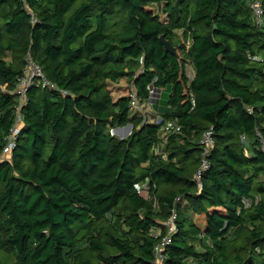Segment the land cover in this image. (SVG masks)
Segmentation results:
<instances>
[{"label": "trees", "instance_id": "1", "mask_svg": "<svg viewBox=\"0 0 264 264\" xmlns=\"http://www.w3.org/2000/svg\"><path fill=\"white\" fill-rule=\"evenodd\" d=\"M251 1L0 0V157L27 54L56 86L27 90L0 160V264H151L150 230L173 207L165 264H264V16L256 27ZM120 81L128 92L113 100ZM150 85L170 88L158 125L130 105ZM171 122L179 132L154 155Z\"/></svg>", "mask_w": 264, "mask_h": 264}, {"label": "built area", "instance_id": "2", "mask_svg": "<svg viewBox=\"0 0 264 264\" xmlns=\"http://www.w3.org/2000/svg\"><path fill=\"white\" fill-rule=\"evenodd\" d=\"M249 10L252 14L253 24L256 27H260L263 23V9L261 2L259 0H252L248 5ZM188 78L191 76L186 74ZM33 85L40 86L41 89L47 90H56V86L45 79L43 76L40 67L32 60L31 56L27 54L25 56V68L22 72V76L17 80L15 89L12 91L13 95L17 99V105L15 110V124L10 130V134L7 138V144L3 151V155L0 157L5 158L9 156V152L14 147V141L18 135V125L21 120L19 116V111L22 103L26 100L25 94L29 88ZM148 98L144 104H140L137 98L133 94H128L131 99L130 105L133 109L141 110L144 109V113L148 115V110L151 111L152 107L155 105L156 101L159 100L161 95V90L148 86ZM61 95L65 96L66 93L64 91H59ZM248 114L251 113L250 109L246 110ZM149 116V115H148ZM149 122L155 125L160 123V119L158 117L150 118ZM121 130V129H114ZM180 128L174 123H168L159 131V143L153 147V154L160 155L163 147L165 146L167 139L170 135L178 133ZM113 135V134H112ZM254 136L258 142L259 151L264 154V134L260 133L257 129H255ZM241 142L244 146H247V141L245 138L241 137ZM199 146L202 150L200 164L197 170L194 173L193 181L197 186H200V179L205 170L208 168V162L206 156L209 155L210 151L214 146V138L212 136V130L208 129L205 131L199 140ZM137 193L144 200L151 202L152 209L158 210V204L155 197L152 195V190L148 186V182H144L137 186ZM181 201L180 197H176L174 203H179ZM177 219V214L175 207L170 210L169 215L166 219L160 222H156V224L151 228V236L156 240V244L153 247V260L151 264H165L166 255L165 251L172 243L173 237L177 231L175 221Z\"/></svg>", "mask_w": 264, "mask_h": 264}, {"label": "rangeland", "instance_id": "3", "mask_svg": "<svg viewBox=\"0 0 264 264\" xmlns=\"http://www.w3.org/2000/svg\"><path fill=\"white\" fill-rule=\"evenodd\" d=\"M191 71L186 69V74L190 75L191 76ZM109 87V90H110V94L114 99H117L119 95H126L127 92H128V83L126 81H120L119 83H116V84H109L108 85ZM169 91H170V88H163L161 90V96L159 98V100L156 101L155 103V107L154 109H156V111L154 113L157 112V114H162L165 112V110L167 109V98H168V95H169ZM126 93V94H125ZM125 133V130L122 129V130H114L112 129L110 131V134H113V136L117 137V138H120L124 135Z\"/></svg>", "mask_w": 264, "mask_h": 264}, {"label": "water", "instance_id": "4", "mask_svg": "<svg viewBox=\"0 0 264 264\" xmlns=\"http://www.w3.org/2000/svg\"><path fill=\"white\" fill-rule=\"evenodd\" d=\"M159 42L161 43L164 52L169 53L172 56H176V49L173 46H171L162 36L159 37ZM118 129L125 130L124 135L120 137V139L126 138L131 131V127L129 125L125 126L124 128H118Z\"/></svg>", "mask_w": 264, "mask_h": 264}, {"label": "crops", "instance_id": "5", "mask_svg": "<svg viewBox=\"0 0 264 264\" xmlns=\"http://www.w3.org/2000/svg\"><path fill=\"white\" fill-rule=\"evenodd\" d=\"M190 73H191V72H190ZM125 94H126V93H125ZM122 96H125V95H119L118 98H119V97H122ZM160 96H161V95H160ZM154 107H155V106L152 107L151 111L147 109V111H148L147 113H148V115H149L150 118L158 117V116H157V112L154 113V112L156 111V109H154Z\"/></svg>", "mask_w": 264, "mask_h": 264}]
</instances>
